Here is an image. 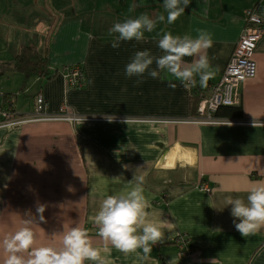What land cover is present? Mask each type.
I'll use <instances>...</instances> for the list:
<instances>
[{
  "label": "crops",
  "instance_id": "1",
  "mask_svg": "<svg viewBox=\"0 0 264 264\" xmlns=\"http://www.w3.org/2000/svg\"><path fill=\"white\" fill-rule=\"evenodd\" d=\"M18 1L12 9L16 0H0V103L13 106L18 116L35 117L42 94L47 117L67 105L77 119L0 129V241L30 220L38 246L59 248L63 232L79 226L102 248L92 217L107 196L143 177L150 210L169 222L167 239L153 246L150 264L172 258L175 264H264V229L244 238L224 204L227 195L246 200L247 190L264 182V38L256 52L257 76L237 91L242 114L229 119L233 124L192 123L201 99L178 81L172 88L168 79L137 83L125 75L137 51L162 54L157 42L164 31L195 37L205 30L214 40L207 57L215 84L249 19L264 26V0H191L172 25L158 21L167 16L163 0H143L131 12L140 0H129L131 6L117 13L114 0H31L36 5L30 9ZM142 14L157 22L156 29L146 31L143 42L121 41L114 49L113 25ZM26 46L49 57L53 79L24 86L15 58ZM68 66L83 69L81 88L68 82ZM183 235L192 244L187 255L178 244ZM5 255L0 246V264ZM109 258L112 264H140L135 254L115 249Z\"/></svg>",
  "mask_w": 264,
  "mask_h": 264
},
{
  "label": "clouds",
  "instance_id": "2",
  "mask_svg": "<svg viewBox=\"0 0 264 264\" xmlns=\"http://www.w3.org/2000/svg\"><path fill=\"white\" fill-rule=\"evenodd\" d=\"M190 3L191 0H163L167 16L161 14L158 21L174 24ZM143 6V0H140L139 4L133 3L129 11ZM156 27L157 22L147 14L116 22L110 29V35L116 34L111 46L119 48L121 41L143 42L145 32L152 33ZM213 45L211 33L205 30H199L195 37L164 31L157 42L162 54L157 56L149 50L137 51L126 65L125 75L135 77L137 83H143L146 78L162 82L168 79L172 88L176 87L172 83L175 80L185 89L196 87L199 78V85L206 87L215 75L207 57V50ZM186 58H192L191 62ZM128 183L134 186L120 194L107 196L92 217L96 235L103 241L102 248L94 246L89 231L79 226L63 232L59 248L38 246L36 233L29 226L32 221L25 220L23 227L0 241L6 254L3 264H112L109 258L112 249L125 255L135 254L140 264H150L153 246L164 244L167 239L163 229L169 222L160 219V213L150 210L152 205L144 194L143 177H134ZM224 204L231 206L234 227L244 238L255 236L264 229V182L247 190L246 200L227 195ZM43 211V207L38 209L41 214ZM167 264H175L174 259Z\"/></svg>",
  "mask_w": 264,
  "mask_h": 264
},
{
  "label": "built area",
  "instance_id": "3",
  "mask_svg": "<svg viewBox=\"0 0 264 264\" xmlns=\"http://www.w3.org/2000/svg\"><path fill=\"white\" fill-rule=\"evenodd\" d=\"M264 38V26L255 17L249 19V23L245 28L242 36L236 43L234 51L229 62L222 73L220 80L210 86L209 95L201 99L197 116L191 118V122L195 124H233L235 121L221 118L217 116L218 111L222 107H231L239 104L237 101V91L239 87L250 79H254L258 73V65L256 61V52L259 43ZM66 78L70 85L74 88H81L86 82V75L80 66L73 67L67 71ZM48 104L42 94L36 97V115L35 117L18 116L12 112H7L9 105L0 104V128H16L25 123L29 119H35L39 114L43 113ZM61 107L59 114L51 117L45 116V120L58 121H75L76 115L68 116L63 113ZM179 247L184 255L191 252L190 239L183 235L178 239Z\"/></svg>",
  "mask_w": 264,
  "mask_h": 264
},
{
  "label": "trees",
  "instance_id": "4",
  "mask_svg": "<svg viewBox=\"0 0 264 264\" xmlns=\"http://www.w3.org/2000/svg\"><path fill=\"white\" fill-rule=\"evenodd\" d=\"M50 59L47 55L41 54L35 47L26 46L19 50L15 58V68L22 75L24 86L32 79H53L55 77L51 70ZM196 87L191 88L194 97L204 98L212 85V78L208 81L206 87L199 85V78ZM4 103V102H3ZM7 106L8 104H2ZM242 114L241 106L222 107L217 116L225 119L240 117ZM192 249V244H191ZM192 251V250H191Z\"/></svg>",
  "mask_w": 264,
  "mask_h": 264
},
{
  "label": "rangeland",
  "instance_id": "5",
  "mask_svg": "<svg viewBox=\"0 0 264 264\" xmlns=\"http://www.w3.org/2000/svg\"><path fill=\"white\" fill-rule=\"evenodd\" d=\"M31 2V0H21V3H23L24 5H21V7H23V8H25V9H30V8H33V6H35L36 5V3H35V1L34 2H32V3H30ZM96 2L95 1H93L92 2V4H95ZM16 4L17 5H13L12 3H11V8L12 9H18L19 7V1L18 0H16ZM38 6V5H37ZM94 7H95V5H93ZM103 6V5H102ZM131 6V3H130V1L129 0H114V8H113V12L114 13H117V12H120V10H123L124 11V7H126V8H129ZM5 8L7 9L8 8V6H5ZM8 10V9H7ZM99 15V14H98ZM115 20V19H114ZM33 80V79H32ZM31 81V80H30ZM29 81V82H30ZM29 82L25 85V87L29 84ZM3 97V95L2 94H0V98H2ZM1 104V103H0ZM0 129H11V128H0Z\"/></svg>",
  "mask_w": 264,
  "mask_h": 264
},
{
  "label": "bare ground",
  "instance_id": "6",
  "mask_svg": "<svg viewBox=\"0 0 264 264\" xmlns=\"http://www.w3.org/2000/svg\"><path fill=\"white\" fill-rule=\"evenodd\" d=\"M72 68L73 67H69V66L66 67L65 68V72L67 73V71L71 70ZM47 110H48V106H47L46 110L43 113L39 114L35 119L30 118L28 123H32V122L40 121V120H45V116L47 114ZM11 111L13 112V106L9 107L8 110H7V112H11ZM63 113L68 115V116H72L74 114L72 109L70 107H68V106H65L63 108Z\"/></svg>",
  "mask_w": 264,
  "mask_h": 264
}]
</instances>
